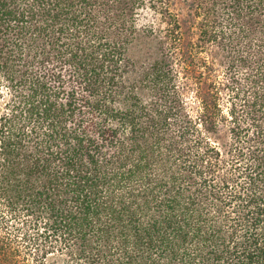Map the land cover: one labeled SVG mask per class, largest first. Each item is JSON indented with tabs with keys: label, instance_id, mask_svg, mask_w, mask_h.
<instances>
[{
	"label": "trees",
	"instance_id": "trees-1",
	"mask_svg": "<svg viewBox=\"0 0 264 264\" xmlns=\"http://www.w3.org/2000/svg\"><path fill=\"white\" fill-rule=\"evenodd\" d=\"M51 261L264 264V0H0V264Z\"/></svg>",
	"mask_w": 264,
	"mask_h": 264
},
{
	"label": "rangeland",
	"instance_id": "rangeland-1",
	"mask_svg": "<svg viewBox=\"0 0 264 264\" xmlns=\"http://www.w3.org/2000/svg\"><path fill=\"white\" fill-rule=\"evenodd\" d=\"M149 49H151L149 43L144 38H139L136 42L132 44L128 51V54L133 60H138L141 58L142 55H144V53H147ZM187 99L189 104L195 102L193 93L191 92L187 95ZM50 263L52 264V261Z\"/></svg>",
	"mask_w": 264,
	"mask_h": 264
}]
</instances>
